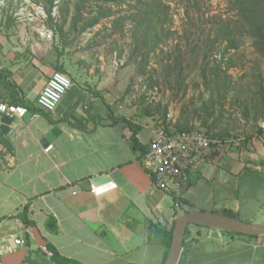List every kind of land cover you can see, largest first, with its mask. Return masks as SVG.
Segmentation results:
<instances>
[{
  "label": "crops",
  "instance_id": "0c3cea01",
  "mask_svg": "<svg viewBox=\"0 0 264 264\" xmlns=\"http://www.w3.org/2000/svg\"><path fill=\"white\" fill-rule=\"evenodd\" d=\"M57 47L35 43L31 63L21 59L7 64L8 57H0L20 97L38 105L39 93L59 65L72 72ZM84 77L73 81L55 112L35 111L33 118L30 111L23 118L12 117L7 134L0 130L8 141L0 142L6 159L0 168V239L15 234L25 241L3 264H165L171 250L168 231L177 213L188 212L184 204L195 203L205 189L201 180L210 183L211 177L223 189H216L218 196L212 188L202 195L210 207L202 202L197 211L233 212L246 222L264 221L259 215L264 209V137L200 163L191 172L184 200L174 207L141 159V147L145 150L143 142L151 139L155 124L152 117L126 112L118 91L107 87L108 77ZM87 83L100 86L93 89ZM8 97L3 89L0 103ZM129 121L141 126L138 149ZM55 127L57 133L43 143ZM49 144L53 147L46 151ZM180 260L264 264V235L233 236L197 226L185 236Z\"/></svg>",
  "mask_w": 264,
  "mask_h": 264
},
{
  "label": "rangeland",
  "instance_id": "374dc122",
  "mask_svg": "<svg viewBox=\"0 0 264 264\" xmlns=\"http://www.w3.org/2000/svg\"><path fill=\"white\" fill-rule=\"evenodd\" d=\"M78 2L55 0L50 17L48 0H0V57H8L5 63H31L32 45L56 44L68 59L72 81L85 75L108 77L107 87L118 91L128 113L142 112L155 124L171 114L177 129L241 134L246 142L264 137V44L249 35L234 1L161 0L164 25L156 46L147 39L148 21L138 0H86L81 18ZM94 19L97 23L82 31L83 24ZM223 21L233 27L229 36L219 28ZM227 40L234 46L225 49ZM4 62L0 60L1 68L8 64ZM3 153L0 147V168L6 162ZM209 180L213 186L201 180V197L184 209L197 211L202 202L210 207L202 195L212 188L218 196L223 186L218 178Z\"/></svg>",
  "mask_w": 264,
  "mask_h": 264
},
{
  "label": "built area",
  "instance_id": "2783aa9c",
  "mask_svg": "<svg viewBox=\"0 0 264 264\" xmlns=\"http://www.w3.org/2000/svg\"><path fill=\"white\" fill-rule=\"evenodd\" d=\"M49 35L51 36L50 33ZM73 84L67 74L54 71L37 97L39 106L47 112H55ZM0 114L23 118L28 114V110L22 105L2 102ZM36 116V113L33 114V118ZM171 118L169 114L154 124L151 139L143 142L145 151L142 162L150 173L154 185L171 196L174 205H179L178 201L182 199L193 169L203 161H212L228 148L245 142L246 136L241 134L219 136L198 129L179 131ZM52 147L53 144H49L45 150L49 151ZM24 242L23 238L15 234L0 239V264H3V258L7 254L16 251Z\"/></svg>",
  "mask_w": 264,
  "mask_h": 264
},
{
  "label": "trees",
  "instance_id": "16d2710c",
  "mask_svg": "<svg viewBox=\"0 0 264 264\" xmlns=\"http://www.w3.org/2000/svg\"><path fill=\"white\" fill-rule=\"evenodd\" d=\"M86 0H79L77 6H76V13L77 15L81 18L80 13L82 12V6L85 5ZM234 1V7L238 10V16L241 18V21L243 22L244 26H247V32L249 33L250 36L254 38L259 39V43L264 44V0H232ZM49 6L47 7L48 14L52 15L53 8H54V3L55 0H48ZM139 6L138 9L141 12H145L144 20L148 21V24L146 25V36L147 39L151 42L154 43L155 46L160 42L161 36H160V26L164 25V20L161 18V13L162 12V7H161V0H159L156 3H153L152 0H138ZM157 19V20H156ZM65 23L67 20L64 21ZM155 22V23H153ZM97 23V20L90 21L88 23H84L82 26V31H86L89 27L94 26ZM230 23H227L223 21L222 24H220L219 28L222 32L223 36H229L230 30L233 28L230 26ZM51 27V26H50ZM60 34L64 33V28L63 26L59 25L58 29ZM228 42V40H227ZM234 42L229 41L225 49L229 47H233ZM62 54V53H61ZM56 71H60L64 74H68V71L66 68H64L63 65H59L56 68ZM8 71L6 69H3L0 67V86L3 89H8L9 97L5 100L6 103L8 104H16V105H22L25 106L28 110V112L36 113L35 111H45L43 108H41L36 104L28 102L26 99L22 98L19 96V93L17 91L18 85L15 82L8 81L7 80V73ZM9 73V72H8ZM38 103V102H37ZM133 134H132V141L134 144L135 148H139V140L137 138V132L140 130L141 126L139 124H135L133 122H128L127 123ZM179 131H182L184 129H179ZM187 131H192L193 129H185ZM209 133H213L215 135L219 136H224L223 133H217L213 131H207ZM0 142L2 144H6L8 141L6 140V137L3 136L0 133ZM142 153H141V159L144 154V147H141ZM176 201H178L176 199ZM182 202V199L178 201L180 204ZM176 207V205H174ZM26 212V210H25ZM227 215L237 217V215L233 212H227ZM177 217H179L181 214L177 213ZM25 217V216H24ZM176 221V220H175ZM174 221V222H175ZM200 227V226H198ZM172 233H173V227L168 231V243L170 245L171 239H172ZM190 233V228H188L186 232V236ZM226 234L229 235H244L240 233H235V232H226ZM249 237H255L254 235H247ZM179 264H182V261L180 260Z\"/></svg>",
  "mask_w": 264,
  "mask_h": 264
},
{
  "label": "water",
  "instance_id": "95a60500",
  "mask_svg": "<svg viewBox=\"0 0 264 264\" xmlns=\"http://www.w3.org/2000/svg\"><path fill=\"white\" fill-rule=\"evenodd\" d=\"M12 123V117L1 115L0 130L7 134L10 131ZM57 130V127L53 128L47 137H45L43 143L48 144L53 134L57 133ZM191 224L210 228L220 233L235 232L244 235H264V221L251 223L219 212L207 210L188 211L180 215L175 222L171 250L165 264H179L185 243L186 232Z\"/></svg>",
  "mask_w": 264,
  "mask_h": 264
}]
</instances>
